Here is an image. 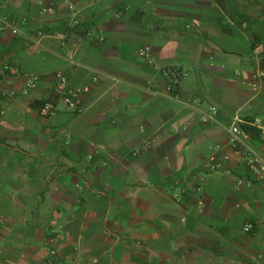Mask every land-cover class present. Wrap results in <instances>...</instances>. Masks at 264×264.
<instances>
[{
  "label": "crops",
  "instance_id": "1",
  "mask_svg": "<svg viewBox=\"0 0 264 264\" xmlns=\"http://www.w3.org/2000/svg\"><path fill=\"white\" fill-rule=\"evenodd\" d=\"M255 41L264 0H0V264H264V181L226 131L240 115L264 157ZM167 65L192 68L171 92ZM56 70L89 86L82 112L53 91ZM211 105L217 122L202 123Z\"/></svg>",
  "mask_w": 264,
  "mask_h": 264
},
{
  "label": "built area",
  "instance_id": "2",
  "mask_svg": "<svg viewBox=\"0 0 264 264\" xmlns=\"http://www.w3.org/2000/svg\"><path fill=\"white\" fill-rule=\"evenodd\" d=\"M71 8V15L68 19L67 27L69 29H74L78 26L79 20L77 18V12L70 5ZM51 7H44L42 8V12L50 11ZM60 39V43L62 46L65 47V51L63 53L64 57L74 63V49L72 46H68L65 34L58 35ZM98 39L102 37L100 35L97 36ZM254 54L258 56V58L264 64V43L262 41H255L253 45ZM147 51V48L141 47L138 49V54L144 55ZM4 70H9L8 65L3 66ZM161 73L166 76L167 84L166 90L171 92V87L173 83L178 82L182 78L186 77L188 73L191 71V67H183L180 65H167L159 67ZM260 77L264 81V69L260 72ZM39 75L38 74H31L28 76L27 80L25 81L24 86L21 89L23 94H27L30 90L36 87ZM4 80V76L0 74V83ZM93 80H96V77H93ZM89 86L85 85L82 89L73 88L68 83V77L62 70H56L54 72V83H53V91L60 96L62 102L64 103L65 107L74 112L80 113L84 110V106L80 101L79 93L84 90H88ZM4 93L14 95L15 90L13 88L8 89V91H4ZM170 96L177 101H180L184 104L191 105V102L183 101L177 93H171ZM54 112V108L50 103H43L38 106V113L42 116L50 115ZM3 114V108L0 106V116ZM217 115L218 109L216 106L211 105L208 106L207 109L201 110L199 119L202 123H209V122H217ZM242 118L238 114H234L231 117V120L226 128L227 131V143L230 147L236 150L240 154V161L243 163L255 176L258 181H264V157L250 144L246 143L242 137V129H241V122ZM252 124L257 126L261 132L264 134V122L255 118L252 121ZM150 146L148 141H145L140 147L134 150V154L138 153L141 150H146ZM220 148L219 144L214 146L215 150ZM208 168L211 171L218 170L222 166V161L212 153L209 155L207 159ZM251 228V224L246 223L243 226L244 231H249ZM51 255L54 254V250H49Z\"/></svg>",
  "mask_w": 264,
  "mask_h": 264
}]
</instances>
